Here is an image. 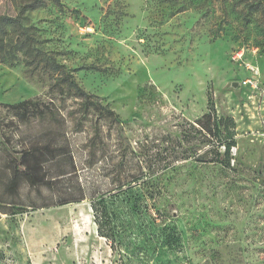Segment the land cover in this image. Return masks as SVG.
Segmentation results:
<instances>
[{
    "label": "rangeland",
    "instance_id": "obj_1",
    "mask_svg": "<svg viewBox=\"0 0 264 264\" xmlns=\"http://www.w3.org/2000/svg\"><path fill=\"white\" fill-rule=\"evenodd\" d=\"M33 1L0 0V17H16ZM262 2L41 0L28 9L22 19L35 39L36 63L27 65L24 52L3 61L17 34L0 42V106L41 98L78 110L79 100L52 89L57 74L42 69L52 57L70 71L100 70L73 75L118 114L133 146L144 135L156 137L162 164L182 154L179 126L201 119L211 105L234 120L237 146L230 168L197 161L207 147L171 166L158 208L177 228L179 245L163 247L161 226L146 230L132 241L128 260L99 236L89 201L32 209L46 189L39 194L23 184L9 192L0 181V264H264ZM243 47L244 60L259 69L257 91L240 85L252 77L233 61Z\"/></svg>",
    "mask_w": 264,
    "mask_h": 264
},
{
    "label": "trees",
    "instance_id": "obj_2",
    "mask_svg": "<svg viewBox=\"0 0 264 264\" xmlns=\"http://www.w3.org/2000/svg\"><path fill=\"white\" fill-rule=\"evenodd\" d=\"M53 1L60 5V0ZM40 3L34 0L16 17H0V42L11 33L18 36L3 61L11 63L17 53L24 52L30 57L27 65L36 63V55L31 54L36 51L35 39L24 26L22 15L40 7ZM42 69L57 74L53 90L69 93L80 106L78 110L69 109L54 99L41 98L0 106V181L6 183L7 191L18 193L23 184L39 194L46 189L49 195L41 204L30 203L32 209L89 201L99 236L127 260L139 233L160 226L163 247H177L181 239L178 230L165 223L158 208L165 176L176 163L192 158L201 147L208 151L197 161L230 168L231 150L237 146L234 120L220 117L211 105L201 119L179 126L182 154L162 164L164 160L157 159L160 153L155 152L159 148L155 145L157 138L144 135L133 146L118 114L86 92L73 75L75 71L100 70L82 67L70 71L52 57ZM24 129L30 132L26 134ZM78 139L81 144L76 147L74 141Z\"/></svg>",
    "mask_w": 264,
    "mask_h": 264
},
{
    "label": "built area",
    "instance_id": "obj_3",
    "mask_svg": "<svg viewBox=\"0 0 264 264\" xmlns=\"http://www.w3.org/2000/svg\"><path fill=\"white\" fill-rule=\"evenodd\" d=\"M90 29L91 28H84V29H82V32L88 31ZM245 55H246V49L244 47L239 49L233 55V61L237 65H239L241 67H245V69L247 71H249L250 74L252 75V77L243 80L240 85L245 87V88H249L251 90L257 91L259 89V81H258L259 69L256 66L247 62L246 60H244Z\"/></svg>",
    "mask_w": 264,
    "mask_h": 264
}]
</instances>
